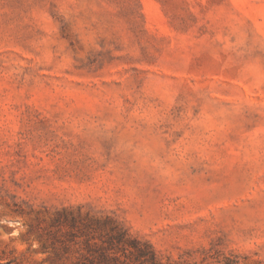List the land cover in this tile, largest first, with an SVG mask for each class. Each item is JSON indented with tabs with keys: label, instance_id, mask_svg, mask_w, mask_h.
I'll return each instance as SVG.
<instances>
[{
	"label": "rangeland",
	"instance_id": "1",
	"mask_svg": "<svg viewBox=\"0 0 264 264\" xmlns=\"http://www.w3.org/2000/svg\"><path fill=\"white\" fill-rule=\"evenodd\" d=\"M0 264H264V0H0Z\"/></svg>",
	"mask_w": 264,
	"mask_h": 264
},
{
	"label": "trees",
	"instance_id": "2",
	"mask_svg": "<svg viewBox=\"0 0 264 264\" xmlns=\"http://www.w3.org/2000/svg\"><path fill=\"white\" fill-rule=\"evenodd\" d=\"M143 255H145V254H143ZM151 260H152L153 262L156 261V256H155L154 253H151ZM151 260H150V261H151Z\"/></svg>",
	"mask_w": 264,
	"mask_h": 264
}]
</instances>
